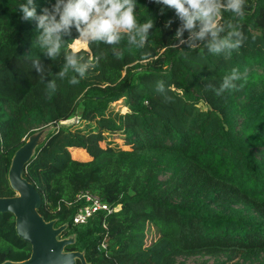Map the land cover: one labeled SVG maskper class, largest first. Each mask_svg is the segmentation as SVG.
<instances>
[{
	"label": "trees",
	"instance_id": "1",
	"mask_svg": "<svg viewBox=\"0 0 264 264\" xmlns=\"http://www.w3.org/2000/svg\"><path fill=\"white\" fill-rule=\"evenodd\" d=\"M24 2L0 0V197L14 195L9 160L31 129L77 112L75 123L46 135L22 170L40 197L38 214L54 219L55 227L66 224L60 238L74 235L64 250L83 251L88 264H186L177 258L196 254L251 261L264 253V0H246L243 19L222 13L220 21L233 22L246 37L227 60L203 45H178L174 10L137 0V19H154L149 46L130 47L126 39L115 49L86 45L85 57L103 52L98 66L78 85L56 80L51 94L46 83L61 70L63 53L53 61L32 47L36 24L21 19ZM54 4L36 0L37 13ZM77 35L73 28L65 39ZM37 56L44 82L32 66ZM233 68L241 74L236 90L220 96L206 90L219 87ZM158 81L170 101L155 90ZM117 101L124 111L112 115ZM116 133L125 147L107 144L86 160L71 157L87 139L101 142ZM79 191L113 211L73 224ZM148 224L158 236L146 244ZM29 252L13 216L0 213V262Z\"/></svg>",
	"mask_w": 264,
	"mask_h": 264
},
{
	"label": "clouds",
	"instance_id": "2",
	"mask_svg": "<svg viewBox=\"0 0 264 264\" xmlns=\"http://www.w3.org/2000/svg\"><path fill=\"white\" fill-rule=\"evenodd\" d=\"M152 2L174 10L180 26L173 39L178 45H186L189 50H195L203 45L209 53L223 55L227 60L246 40L233 22L220 21L223 12L231 13L234 18L243 19L246 0H152ZM136 8L137 0H55L51 9L44 8L42 13L38 14L36 0H25L19 4L21 19L34 21L36 24L32 47L39 49L53 61L63 53L64 62L61 70L56 73L53 80L46 83V91L49 94L55 92L56 80H67L69 85H78L90 70L98 66L103 58V52L85 57L80 54L81 45H95L99 48L103 44L115 49V46L126 39L130 47L145 49L149 46V35L150 30L154 28V19L149 17L140 22L135 14ZM171 24L172 20H169L165 27H170ZM73 28L78 35L72 39H65L71 37ZM185 33L187 39L184 38ZM32 66L40 73V81L44 82V69L38 56L32 59ZM240 79L238 68H233L223 77L219 87L207 84L205 88L220 96L226 91L236 90L235 82ZM155 90L165 94L166 102L171 100V97L166 95L162 81L157 82Z\"/></svg>",
	"mask_w": 264,
	"mask_h": 264
},
{
	"label": "water",
	"instance_id": "3",
	"mask_svg": "<svg viewBox=\"0 0 264 264\" xmlns=\"http://www.w3.org/2000/svg\"><path fill=\"white\" fill-rule=\"evenodd\" d=\"M46 124L27 136L24 142L12 153L6 172L8 184L14 195L0 197V213L13 216L16 235L30 246L26 259L4 260L0 264H80L86 263L83 251H66L64 247L74 242V235L60 238L66 224L55 225V220L45 221L37 212L40 197L34 187L22 176L24 165L29 161L46 135L64 125Z\"/></svg>",
	"mask_w": 264,
	"mask_h": 264
},
{
	"label": "rangeland",
	"instance_id": "4",
	"mask_svg": "<svg viewBox=\"0 0 264 264\" xmlns=\"http://www.w3.org/2000/svg\"><path fill=\"white\" fill-rule=\"evenodd\" d=\"M75 46L76 45H72V47H75ZM80 49L86 50V45H81ZM170 87H173L172 83H170ZM122 106H123V104L120 101H117V102L111 104V106H110V110H112L111 114L112 115H119L120 112L124 111V108ZM76 118H77V112L74 115H72L70 118H68L64 121H61L60 123L64 126H68V124L75 121ZM42 127L43 126H39V127L31 129L32 131L29 134H31L32 132H34L37 129L42 128ZM107 144H109L111 146L118 145L121 147H125L123 145L122 137L119 135V133H116L110 137H107L106 139H104V141H101V142L94 141L91 139H87L86 140V148H84V149H71L70 155H71V157L78 159V160H86V159L90 158V156L100 152L103 148L108 146ZM67 236H69V235H67ZM67 236H65V237H67ZM157 236H158V232L155 230V227L151 224H148L146 227V230H145V243L146 244L149 243L150 241H152ZM177 261H183L186 264H194V263H197V264H215V263H219L221 261H223L224 264H228V262L230 263V262H234V261H237L238 264H264V253H262L257 259L251 260V261H241V260H235V259H232L231 261H227L226 260V254H216V255L196 254V255L187 256V257H179V258H177Z\"/></svg>",
	"mask_w": 264,
	"mask_h": 264
},
{
	"label": "built area",
	"instance_id": "5",
	"mask_svg": "<svg viewBox=\"0 0 264 264\" xmlns=\"http://www.w3.org/2000/svg\"><path fill=\"white\" fill-rule=\"evenodd\" d=\"M76 121L77 118L72 123ZM74 201L77 202L78 206L71 217V222L73 224H84L96 213L102 212L106 215L113 211L112 206L101 201L97 195L88 191L77 192L74 196ZM101 246L104 247L103 244H101Z\"/></svg>",
	"mask_w": 264,
	"mask_h": 264
}]
</instances>
